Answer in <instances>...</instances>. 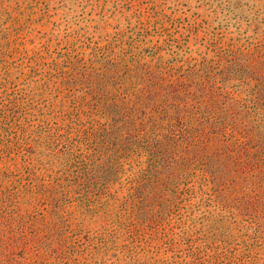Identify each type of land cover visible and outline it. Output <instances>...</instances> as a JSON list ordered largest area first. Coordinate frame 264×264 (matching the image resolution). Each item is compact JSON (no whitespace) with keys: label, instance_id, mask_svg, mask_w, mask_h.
<instances>
[{"label":"rangeland","instance_id":"374dc122","mask_svg":"<svg viewBox=\"0 0 264 264\" xmlns=\"http://www.w3.org/2000/svg\"><path fill=\"white\" fill-rule=\"evenodd\" d=\"M261 75L264 0H0V264H264V163L199 125Z\"/></svg>","mask_w":264,"mask_h":264},{"label":"trees","instance_id":"16d2710c","mask_svg":"<svg viewBox=\"0 0 264 264\" xmlns=\"http://www.w3.org/2000/svg\"><path fill=\"white\" fill-rule=\"evenodd\" d=\"M263 75L259 76V83L252 90L255 91L253 97H247L248 99H242L238 94H235V97H231L233 95H224L223 100L213 99L210 103L211 107L215 110L211 112L213 115L209 117L212 119L211 122L205 120H201L199 125L203 128L204 123L208 124L209 128L211 127H219L218 132L225 133L228 126L233 132L235 139L233 140L231 146L234 147L236 153H239L238 163L232 164V170L235 173L243 174L244 171L248 169H257L261 171V166L264 163V89L261 93V90L258 89L259 84L264 80ZM263 86V85H262ZM232 94V93H231ZM207 106V105H206ZM209 113V115L211 114ZM261 122V123H260ZM200 130V135H203L205 129ZM201 131L203 133H201ZM209 132V131H207ZM217 132V133H218ZM212 132L211 134H213ZM221 133V134H222ZM156 152H152V156H157L159 154L158 162L163 163L165 160V156L167 154L166 146L161 144L153 147ZM229 151V152H231ZM249 151H252L249 154ZM259 179H261L258 176ZM262 194L259 191H255L251 197V201L243 200L241 205L243 208L249 206H253L257 208L260 206L259 200Z\"/></svg>","mask_w":264,"mask_h":264}]
</instances>
